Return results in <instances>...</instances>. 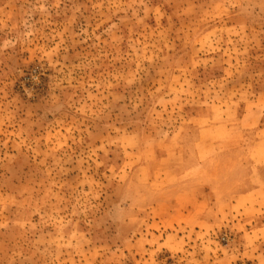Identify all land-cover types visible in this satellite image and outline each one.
I'll use <instances>...</instances> for the list:
<instances>
[{
    "label": "rangeland",
    "instance_id": "374dc122",
    "mask_svg": "<svg viewBox=\"0 0 264 264\" xmlns=\"http://www.w3.org/2000/svg\"><path fill=\"white\" fill-rule=\"evenodd\" d=\"M0 264H264V0H0Z\"/></svg>",
    "mask_w": 264,
    "mask_h": 264
},
{
    "label": "crops",
    "instance_id": "0c3cea01",
    "mask_svg": "<svg viewBox=\"0 0 264 264\" xmlns=\"http://www.w3.org/2000/svg\"><path fill=\"white\" fill-rule=\"evenodd\" d=\"M257 188H255L253 191H255ZM246 195V194H245Z\"/></svg>",
    "mask_w": 264,
    "mask_h": 264
}]
</instances>
